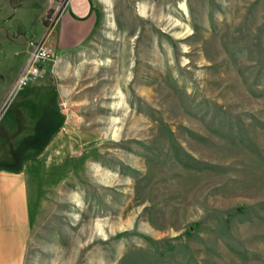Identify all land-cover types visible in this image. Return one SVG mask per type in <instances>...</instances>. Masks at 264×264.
<instances>
[{"label": "rangeland", "instance_id": "obj_1", "mask_svg": "<svg viewBox=\"0 0 264 264\" xmlns=\"http://www.w3.org/2000/svg\"><path fill=\"white\" fill-rule=\"evenodd\" d=\"M95 1L84 45L6 106L0 86V164L61 133L31 164L25 264H264V0ZM56 13L19 10L31 44Z\"/></svg>", "mask_w": 264, "mask_h": 264}, {"label": "crops", "instance_id": "obj_2", "mask_svg": "<svg viewBox=\"0 0 264 264\" xmlns=\"http://www.w3.org/2000/svg\"><path fill=\"white\" fill-rule=\"evenodd\" d=\"M98 16L95 0H59L53 24L48 27L49 38L55 40V44L50 45L60 57L68 55L88 41L98 25ZM9 65L8 59L1 60L2 72ZM60 134L49 142L33 164L47 154ZM31 164L27 159L19 166L0 164V264H25L33 231V206L36 199L30 183Z\"/></svg>", "mask_w": 264, "mask_h": 264}, {"label": "flooded vegetation", "instance_id": "obj_3", "mask_svg": "<svg viewBox=\"0 0 264 264\" xmlns=\"http://www.w3.org/2000/svg\"><path fill=\"white\" fill-rule=\"evenodd\" d=\"M5 2L11 8V13L8 16H1L0 15V61L4 60L1 58L2 53V46L6 42L8 45H12L15 47L20 48L19 52H14L12 57L8 58L10 61V65L2 72L0 66V86H5L1 92H5V97L7 98V103L10 101L11 97L25 95L28 89V85L31 83L22 86L20 89H16V83L22 74L24 67L27 62V57L29 52L32 50L33 46L36 42L40 39L35 40V44H31L33 41L32 35V25L28 21H24L23 19L18 16L19 10L25 9L28 10L31 15L36 19V23L38 29L40 28L42 31L45 30L44 20L49 16V13L56 11L57 3L59 0H7ZM3 9V6L0 7V11ZM31 11V12H30ZM1 13V12H0ZM18 23V25H15ZM28 49V50H27ZM27 50V55L25 61L22 62V58L24 52ZM8 96V97H7ZM21 107L27 109V102L26 100L23 102L21 101L22 98H19ZM17 101V100H16ZM13 99L10 104H13ZM10 105L7 107V109ZM22 115H19V118L22 119ZM28 137V139H27ZM31 134H26V142L30 140ZM25 142V143H26ZM2 145H0V149ZM19 153V152H18ZM20 155V153H19ZM16 156V155H15Z\"/></svg>", "mask_w": 264, "mask_h": 264}, {"label": "built area", "instance_id": "obj_4", "mask_svg": "<svg viewBox=\"0 0 264 264\" xmlns=\"http://www.w3.org/2000/svg\"><path fill=\"white\" fill-rule=\"evenodd\" d=\"M49 39V35L42 36L29 52L24 70L15 86L17 90L40 78L43 74V65L49 61L55 63L59 59L58 52L50 45Z\"/></svg>", "mask_w": 264, "mask_h": 264}, {"label": "bare ground", "instance_id": "obj_5", "mask_svg": "<svg viewBox=\"0 0 264 264\" xmlns=\"http://www.w3.org/2000/svg\"><path fill=\"white\" fill-rule=\"evenodd\" d=\"M106 4L109 3V0H103ZM144 12V10H142Z\"/></svg>", "mask_w": 264, "mask_h": 264}]
</instances>
